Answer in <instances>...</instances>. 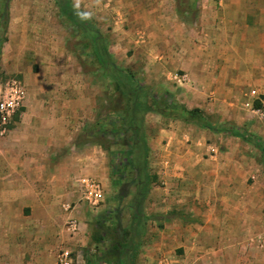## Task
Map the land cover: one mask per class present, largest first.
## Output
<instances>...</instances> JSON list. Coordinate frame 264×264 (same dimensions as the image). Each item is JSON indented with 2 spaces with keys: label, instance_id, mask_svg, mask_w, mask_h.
<instances>
[{
  "label": "crops",
  "instance_id": "crops-1",
  "mask_svg": "<svg viewBox=\"0 0 264 264\" xmlns=\"http://www.w3.org/2000/svg\"><path fill=\"white\" fill-rule=\"evenodd\" d=\"M13 2L26 0H10L12 7ZM212 3L205 21L211 38L230 47L236 64L230 69L245 76L256 72L264 82V0ZM48 23L54 22L45 9L34 16L9 12L1 73L23 82L26 99L13 118L15 126L0 138V264H56L61 250L70 252L71 264H87L83 251L92 246L94 221L106 209L103 202L96 208L77 204L79 180L90 177L104 191L114 189L108 154L79 124L86 101L74 85L77 69ZM16 30L21 37L32 31L31 42L14 38ZM203 51L199 77L206 81L211 66ZM184 54L188 68L190 50ZM239 162L196 165L184 158L181 167L170 169L164 182L174 191L166 193V205L154 203V210L166 213L182 202L190 219L184 224L167 220L156 228L151 223L147 240L153 242L138 247L134 264H264V191L254 189L264 175L240 174ZM146 197L151 198L149 191ZM255 199L261 202L256 205ZM71 219L78 224L74 233L67 229Z\"/></svg>",
  "mask_w": 264,
  "mask_h": 264
},
{
  "label": "rangeland",
  "instance_id": "rangeland-1",
  "mask_svg": "<svg viewBox=\"0 0 264 264\" xmlns=\"http://www.w3.org/2000/svg\"><path fill=\"white\" fill-rule=\"evenodd\" d=\"M70 1L107 38V46L116 65L131 71L143 87L158 99L175 101L188 108H200L214 126L238 128L242 132L258 136L264 142V82L262 78L254 77L257 76L256 72L252 76H245V73L240 69L238 71L236 67L230 69V66H236L232 51H229L230 47L221 45L222 41L218 43L219 39L215 42L209 35L213 31L211 27L208 29L209 22L205 19L206 17L210 19L214 0ZM14 4L16 5L12 7L10 0H0V6H4L3 9L0 8L3 13H0V82L6 79L1 73V54L4 44L7 45L10 10L13 8L17 12L34 16L39 10L45 9L46 15L54 22L48 23V28L56 29L59 38H63L65 52L70 59L67 61H71L77 69L72 75L76 80L74 85H78L76 91L83 95L86 101L79 124H83L81 127L85 128L84 131L90 140L102 143L116 152L117 156L113 160L110 159V164L113 163L124 172V179L118 188L111 189L109 193L107 190L104 191L102 203L104 209L114 210L116 207L121 209L120 221L124 228L121 234L124 237L128 233L125 229L131 221V201L136 190L134 181L136 174L126 166L125 160L131 140L128 134H123L121 140L110 146L109 144L115 141L114 137L109 139L105 137L104 141H101L99 134H96L98 128L96 123L110 114L114 117L120 115L119 117L125 119V102L113 91L107 75L93 64L89 57L90 48L84 36L75 35L71 26L58 17L54 0H26ZM201 12H208V15ZM52 25H57L58 28H53ZM212 26L215 29L214 25ZM14 33V38H18L19 41L31 42L32 31L26 32L24 37H21L17 30ZM46 38L44 41H47ZM189 50L191 65L186 68L188 56L184 53ZM203 50L207 51V64L211 66L208 71L209 79L206 81L199 77L198 63ZM215 68L218 70L216 73ZM183 76L186 77L185 80H182ZM253 91L255 92L252 93ZM247 103L250 106H246ZM14 126L10 125L9 130ZM118 129L122 133L125 127L120 124ZM144 133L149 148L147 167L151 176L154 175L156 178L149 188L151 198L146 197L143 203L145 220L139 228L136 240L139 249L142 244L144 248L153 242L151 239L147 240L148 234H151V223H155L153 228H156L167 220H176L184 224L190 219L189 212L180 206L182 202L178 206H172L166 213L154 210V203L163 201L162 205H166V193L174 191V186L165 184V176H168L170 169V173L175 170V165L181 167L184 158L196 165L201 160L225 161L237 158L240 161V174L264 175V166L258 151L252 145L228 133H213L195 125L163 119L151 113L144 116ZM110 171L113 187L115 177L111 169ZM196 172L198 171L195 170L193 173ZM252 181L250 178L246 182L247 188L252 185ZM254 189L264 191V181H259ZM116 191L123 196L119 205L113 199ZM77 201L78 205L89 208L82 201V192ZM255 202L257 205L261 201L255 199ZM87 249L92 250V247L85 248L84 255Z\"/></svg>",
  "mask_w": 264,
  "mask_h": 264
},
{
  "label": "trees",
  "instance_id": "trees-1",
  "mask_svg": "<svg viewBox=\"0 0 264 264\" xmlns=\"http://www.w3.org/2000/svg\"><path fill=\"white\" fill-rule=\"evenodd\" d=\"M58 9V17L64 20L75 35L80 34L86 39V44L90 48V55L94 65H97L103 74L110 79L113 91L125 102L126 118L106 116L97 121V131L101 141L103 138L114 137V142H109L110 146L115 145L117 140H121L123 134H128L131 146L126 152V166L130 167L136 174V190L131 201V216L127 235L123 237L124 228L121 226V209H106L103 214L96 217L94 221V232L92 236V250L87 249L85 255L87 264H134L135 255L138 252L137 235L139 228L145 220L143 213V203L152 186L155 176H151L148 170L149 148L145 140L144 116L156 114L163 119L174 120L187 125H195L201 129L209 130L213 133L225 132L240 138L243 142L252 145L259 153L260 161L264 166V142L258 136L242 132L234 127L214 126L205 116L200 108H188L175 101H165L158 99L151 92L146 90L136 79L135 75L126 69L116 65L113 56L107 46V38L103 36L93 23L78 10L70 0H54ZM4 7V6H3ZM0 6V8L3 9ZM0 13L2 10L0 9ZM123 125L125 130L121 133L118 125ZM125 132V133H124ZM90 138V137H89ZM108 154L109 159L116 158V152L108 146L98 143ZM106 143V141H105ZM112 174L115 177L113 188L120 186L124 179V172L116 165L111 164ZM123 196L116 191L113 199L118 202Z\"/></svg>",
  "mask_w": 264,
  "mask_h": 264
},
{
  "label": "built area",
  "instance_id": "built-area-1",
  "mask_svg": "<svg viewBox=\"0 0 264 264\" xmlns=\"http://www.w3.org/2000/svg\"><path fill=\"white\" fill-rule=\"evenodd\" d=\"M186 77L183 76L182 80ZM26 90L23 82L16 78H7L0 82V137L5 136L10 130L13 118L19 109L24 105ZM82 192V201L90 206L97 207L104 200L102 185L93 178L82 177L79 180ZM77 222L69 220L67 229L71 233L77 231ZM56 264H71V255L68 250H61L57 256Z\"/></svg>",
  "mask_w": 264,
  "mask_h": 264
}]
</instances>
